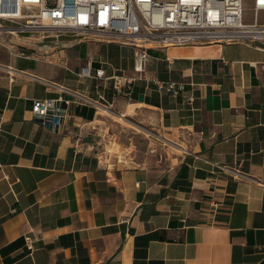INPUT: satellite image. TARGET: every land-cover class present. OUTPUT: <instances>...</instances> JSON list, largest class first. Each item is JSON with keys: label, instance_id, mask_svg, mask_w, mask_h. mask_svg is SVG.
<instances>
[{"label": "crops", "instance_id": "0c3cea01", "mask_svg": "<svg viewBox=\"0 0 264 264\" xmlns=\"http://www.w3.org/2000/svg\"><path fill=\"white\" fill-rule=\"evenodd\" d=\"M33 33L0 32V264H264V45L153 46L127 96L132 42ZM60 98L61 127L34 118Z\"/></svg>", "mask_w": 264, "mask_h": 264}, {"label": "built area", "instance_id": "2783aa9c", "mask_svg": "<svg viewBox=\"0 0 264 264\" xmlns=\"http://www.w3.org/2000/svg\"><path fill=\"white\" fill-rule=\"evenodd\" d=\"M252 1L254 21L245 23L244 0H0V32H63L126 39L136 47L134 76L115 77L114 85L117 94L130 96L136 82H148V51L153 46L264 45V23L259 20L264 0ZM104 74L100 70L95 76L102 79ZM81 76L91 77L92 72L83 69ZM155 82L158 92L177 96L182 91L173 81ZM71 104L67 98L37 100L33 115L43 125L57 129ZM25 240L33 251V239Z\"/></svg>", "mask_w": 264, "mask_h": 264}, {"label": "rangeland", "instance_id": "374dc122", "mask_svg": "<svg viewBox=\"0 0 264 264\" xmlns=\"http://www.w3.org/2000/svg\"><path fill=\"white\" fill-rule=\"evenodd\" d=\"M244 21L245 23H252L254 21V4L252 0H244ZM259 20L260 23H264V12H261L259 14ZM73 33H67V35H72ZM20 36H34V33H20ZM9 36V35H8ZM7 37V36H5ZM12 36L8 37L11 38ZM22 52H24V54L26 55H31L32 51L30 50V48H25L22 50ZM121 123H123L124 125H126L127 127H129L130 129H132L133 131L139 133L138 137L132 138L133 141L130 140V136L131 133L130 132H122L123 135L126 136L125 141H127L129 144L131 143H138L143 145V143L145 142L144 138L142 137H148L149 139H153L154 141H156L157 135H155L154 137H152L151 134H148L149 132H151L147 127V125H145V123H142L138 120H134V119H128L127 120H123L121 121ZM130 140V141H129ZM136 144H134L132 147H137L135 146ZM130 146V145H129ZM114 148L116 149L115 151L117 152V154L120 156V159L122 161L125 160V158H129V156H131V154H133L136 150L134 148L133 151H123V153H120V149L115 145ZM112 149V153L115 152ZM125 152V153H124Z\"/></svg>", "mask_w": 264, "mask_h": 264}, {"label": "water", "instance_id": "95a60500", "mask_svg": "<svg viewBox=\"0 0 264 264\" xmlns=\"http://www.w3.org/2000/svg\"><path fill=\"white\" fill-rule=\"evenodd\" d=\"M142 100V99H141Z\"/></svg>", "mask_w": 264, "mask_h": 264}]
</instances>
